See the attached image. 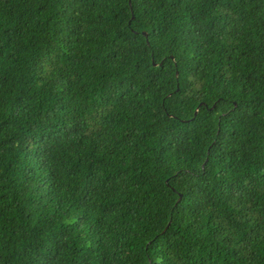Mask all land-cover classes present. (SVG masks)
<instances>
[{"label": "trees", "instance_id": "obj_1", "mask_svg": "<svg viewBox=\"0 0 264 264\" xmlns=\"http://www.w3.org/2000/svg\"><path fill=\"white\" fill-rule=\"evenodd\" d=\"M0 264H264V0H0Z\"/></svg>", "mask_w": 264, "mask_h": 264}, {"label": "water", "instance_id": "obj_2", "mask_svg": "<svg viewBox=\"0 0 264 264\" xmlns=\"http://www.w3.org/2000/svg\"><path fill=\"white\" fill-rule=\"evenodd\" d=\"M142 36H143L144 38H147V35H145V34H143ZM171 61H173V60H171ZM174 66L176 67V65H174ZM153 67H154V68H159L160 66H153ZM176 77H177V74H176ZM197 111H198V109H197V110L195 111V113H194V118L197 116ZM204 166H205V164H204ZM204 166L202 167V170L204 169ZM180 201H181V197L179 196V199H178V201H177V204H179ZM169 225H170V224H168V226H167L166 229L164 230L163 234L167 231Z\"/></svg>", "mask_w": 264, "mask_h": 264}, {"label": "clouds", "instance_id": "obj_3", "mask_svg": "<svg viewBox=\"0 0 264 264\" xmlns=\"http://www.w3.org/2000/svg\"><path fill=\"white\" fill-rule=\"evenodd\" d=\"M142 35H143V34H142ZM145 35H146V34H145ZM142 37H143V36H142ZM143 38H144V37H143ZM144 39H145V41H147L148 38H144ZM171 60H173V59L171 58ZM173 61H174V60H173Z\"/></svg>", "mask_w": 264, "mask_h": 264}]
</instances>
